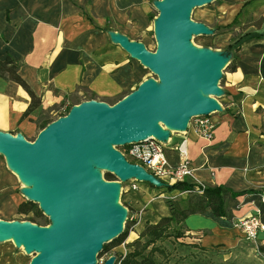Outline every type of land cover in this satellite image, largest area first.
Returning <instances> with one entry per match:
<instances>
[{
    "label": "crops",
    "instance_id": "obj_1",
    "mask_svg": "<svg viewBox=\"0 0 264 264\" xmlns=\"http://www.w3.org/2000/svg\"><path fill=\"white\" fill-rule=\"evenodd\" d=\"M213 3L204 21L214 30L211 46L231 54L221 79L222 110L212 116L214 136H200L191 124L187 131L173 133L165 145L172 167L182 161L180 144L186 145L193 168L188 183L228 189L232 217L208 210L186 219L188 234L204 247L232 245L244 237L236 224L243 216L256 214L264 222V0ZM152 5V0H0V59L19 63L18 73L40 100L29 110L30 92L0 76V130L34 140L46 118L53 120L87 94L114 104L137 88L149 70L115 43L109 31L142 40L153 27ZM130 181L125 204L136 220L130 241L148 222L170 215L166 198L189 194L170 191L166 182L157 187L136 180L133 189ZM21 186L0 157V218L11 219L27 200ZM258 239L264 250V230ZM4 244L0 242V264L27 263L26 257L16 259L14 244Z\"/></svg>",
    "mask_w": 264,
    "mask_h": 264
},
{
    "label": "water",
    "instance_id": "obj_2",
    "mask_svg": "<svg viewBox=\"0 0 264 264\" xmlns=\"http://www.w3.org/2000/svg\"><path fill=\"white\" fill-rule=\"evenodd\" d=\"M213 1L154 0L159 11L154 21L155 51L125 34L109 31L115 43L158 79L146 78L114 104L96 99L74 104L33 141L20 132L0 130V153L10 156L6 159L13 172L17 167L27 175L18 177L24 184L28 180L33 189L25 186L23 193L51 219L49 226L0 219V241L14 235L16 246L23 243L28 253L37 252L30 264H98L96 255L104 243L125 230L128 210L115 202L121 196L122 182L165 185L109 145L124 146L149 137L167 143L173 131L162 125L184 132L193 117L222 110L220 81L231 54L191 41L193 35L214 33L206 23L191 18L193 8ZM102 167L121 181L104 179ZM115 261L111 255L102 264Z\"/></svg>",
    "mask_w": 264,
    "mask_h": 264
},
{
    "label": "trees",
    "instance_id": "obj_3",
    "mask_svg": "<svg viewBox=\"0 0 264 264\" xmlns=\"http://www.w3.org/2000/svg\"><path fill=\"white\" fill-rule=\"evenodd\" d=\"M230 47H228L229 49ZM229 50H227L228 52ZM229 53V52H228ZM19 63L15 62L11 57L4 60L0 59V76L8 79H13L24 86L32 95L33 101L30 109H34L39 105V98H36L34 93L30 90L28 84L18 73ZM71 107L67 108L60 114L63 116L69 112ZM42 114L41 116H44ZM53 120L46 118L42 123V129L45 128ZM106 178L109 180L115 179L112 173H107ZM170 191L175 189L181 191H189L186 198H166V203L170 210V215L161 217L155 223H147L144 229L139 234V237L132 242L126 244L128 250L125 253L114 252L117 255L116 264H182L184 258L191 255L193 252L185 254V256H176L167 244L175 245H189L188 247H199L198 243L185 244L180 239L185 237L188 231L186 219L188 216L196 213H204L206 211L213 212L216 216L232 217V212L227 205L228 189L219 186L218 188H208L202 185L188 183L187 181H178L174 184L167 183L165 185ZM201 191V192H200ZM236 195V194H233ZM18 214L30 215L27 220L36 222L38 224H48L49 219L46 217L39 207V205L31 200H26L19 205ZM136 220L131 219L129 214L127 225L123 233L111 242L104 243L103 253H110L117 246L125 243L129 235L130 229ZM202 246V245H200ZM204 247V246H202ZM206 249V248H204ZM178 252V250H176ZM183 259V261L181 260ZM187 264V263H184ZM188 264H201L193 262Z\"/></svg>",
    "mask_w": 264,
    "mask_h": 264
},
{
    "label": "rangeland",
    "instance_id": "obj_4",
    "mask_svg": "<svg viewBox=\"0 0 264 264\" xmlns=\"http://www.w3.org/2000/svg\"><path fill=\"white\" fill-rule=\"evenodd\" d=\"M213 2H216V0H214ZM213 2L208 3L206 5H203V6H198V7L193 8V11H192V14H191V18L193 20H195V21L204 22L205 19L209 16L212 4H214ZM152 4H153L152 5L153 6V10H152V14H153V19H152L153 20V24H152V26L153 27H152V29L150 31H146V32H144L141 35L142 40H137V41L143 42L149 50L155 51L156 48H157V39H156V36H155V31H154V21H155L156 17L158 16L159 11L154 5V0H152ZM191 41H192V43L195 46H198V47H210V48H213L212 47L213 46L212 45V41H211L209 35H193ZM138 61H140V60H138ZM148 70H149L148 78L155 77L156 79H158L156 74H154L150 69H148ZM220 85H221V81H220ZM138 86H137V88H138ZM137 88H135V89H137ZM134 90H132V91H134ZM89 96L90 95L87 94L86 100H90ZM91 99H96V100H99V101L107 102L106 100H103V99H97V98H91ZM83 101H85V100H83ZM107 103H109V102H107ZM64 110H66V108H64V109L60 110L59 112H57V114L54 116L53 121L58 119L60 117V114L62 112H64ZM173 133H177V131H173L172 134ZM31 141H33V140H31ZM116 148H118L120 151H122L121 150L122 146H116ZM0 157L5 160L8 168L10 170H12L9 167V165L7 163V159L5 158V156L0 153ZM127 159L130 162L138 163V162H136V160L132 159L131 157L130 158L128 157ZM107 173H111V172H109L108 170H105V169L102 170L103 177L106 180H109V179L106 178ZM114 176H115V179H113V180L121 181L119 179V177H117L116 175H114ZM20 182L22 183V186L20 188V192H21L22 196H24L27 199V196L22 191V189L26 185L21 180H20ZM130 182H132V181L129 180L127 182H122L120 202L127 208L128 216L130 214V216L132 215L133 219H134L133 213L130 212L129 208L125 204L127 202V200L125 199V195H126V192H127L126 190H129ZM37 204L39 205V203H37ZM30 215L32 216L33 214H30ZM30 215H25L24 216V215H20V214L17 213L14 216H12L11 219H4V218H0V219L30 221V220H27L28 216H30ZM249 215H251V214H249ZM45 216L48 217V219H49V223L48 224L42 223L40 225V224H38L36 222H32V221L31 222L32 223H36V224H38L40 226H49L51 224L50 215H48V216L45 215ZM126 225H127V222L125 223V228H126ZM131 236H134V234H132ZM130 238H132V237L128 236L126 238V240H125V243L120 245V246L115 247L113 249V251L111 252V254L110 253L109 254L108 253L101 254V252H99V254L96 255V262L98 264L104 263L111 255H114V252L125 253L128 250V247L126 246V244L132 242V240L130 241ZM193 238L194 237L192 235L188 234V232H187L186 236L181 238L180 241L184 242L185 244H190V243H193V242L194 243H198V241H194ZM0 242H5L4 245H6V246H11V243L14 244L12 241H0ZM198 244H200V243H198ZM176 246H177L176 247L177 249H174L175 245L167 244V247L169 248V250H171L174 254H176V256H179L181 254H182V256H185V254L193 252L191 255H189V256L184 258V262H182V264H184V263L188 264V263H193V262H199L201 264H264V250L262 249V247L260 245L259 239H257L255 242H253V241L247 239L245 237V235H244V237H240V240H238L235 244H232V245L224 243V244L215 245L213 247H202L200 245H198L199 247H188L189 245L182 246V245H177V244H176ZM14 247H16V255H15L16 259H19V261H20L21 257H26V262H27L26 264H30L31 259L35 255H37V252L28 253L23 247H18L16 245ZM204 248H206V249H204ZM176 250H178V252H176ZM115 256L117 258V255H115ZM181 260L183 261V259H181Z\"/></svg>",
    "mask_w": 264,
    "mask_h": 264
},
{
    "label": "built area",
    "instance_id": "obj_5",
    "mask_svg": "<svg viewBox=\"0 0 264 264\" xmlns=\"http://www.w3.org/2000/svg\"><path fill=\"white\" fill-rule=\"evenodd\" d=\"M213 114H201L193 117L189 122V125L193 124L195 126V130L200 136L208 140H212L214 136L215 122L212 117ZM165 145V142L155 137H149L139 142L126 144L122 146L121 150L127 158L131 157L136 160L149 172L166 183L174 184L178 181H186L189 176L193 175L186 145L184 142L180 144L179 151L182 155V161L175 167L168 165ZM136 182L134 180L132 184L133 189L138 187ZM131 219H133V216H131ZM236 224L242 229L245 237L253 242L258 239L260 231L264 230V223L256 214L243 216L237 220Z\"/></svg>",
    "mask_w": 264,
    "mask_h": 264
},
{
    "label": "bare ground",
    "instance_id": "obj_6",
    "mask_svg": "<svg viewBox=\"0 0 264 264\" xmlns=\"http://www.w3.org/2000/svg\"><path fill=\"white\" fill-rule=\"evenodd\" d=\"M209 96H211L212 97V95H209ZM160 124H162V122H160ZM170 128L172 131H177L178 129L177 128H175V127H172V126H163L162 125V128L163 129H165V128ZM150 136H155L154 134H151ZM14 138H18L17 137V135H14L13 136ZM109 147L111 148V149H116V146H115V144H110L109 145ZM4 156H5V158H10V156L8 155V154H5L4 153ZM90 164H92V161L91 162H89ZM95 163V162H94ZM86 164H88V162L86 161ZM95 166H99L98 164H94ZM101 168V167H100ZM104 168L102 167V170H103ZM14 173L17 175V176H19V177H23V176H27L25 173H22L17 167L15 168V171H14ZM100 174V173H99ZM100 176H101V174H100ZM104 178V177H103ZM105 179V178H104ZM25 185L27 186V188L29 189V190H32L33 189V187H30L29 185H28V180H26L25 181ZM116 204H122L121 202H120V198H118L116 201ZM11 224V226H14V224L15 223H10ZM1 231V230H0ZM6 241H12L15 245L17 244V241H16V238H15V236L14 235H11V236H7L6 237ZM21 247H25V245L23 244V243H21V245H20ZM34 258V257H33ZM32 258V259H33ZM31 259V260H32Z\"/></svg>",
    "mask_w": 264,
    "mask_h": 264
}]
</instances>
